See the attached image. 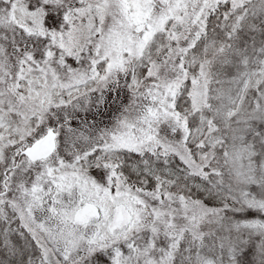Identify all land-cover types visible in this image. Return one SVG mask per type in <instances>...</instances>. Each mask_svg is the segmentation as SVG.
<instances>
[{
    "label": "snow or ice",
    "instance_id": "snow-or-ice-1",
    "mask_svg": "<svg viewBox=\"0 0 264 264\" xmlns=\"http://www.w3.org/2000/svg\"><path fill=\"white\" fill-rule=\"evenodd\" d=\"M0 264H264V0H0Z\"/></svg>",
    "mask_w": 264,
    "mask_h": 264
}]
</instances>
